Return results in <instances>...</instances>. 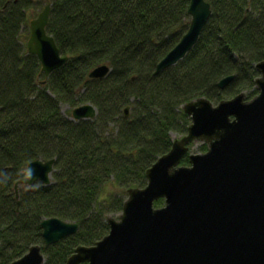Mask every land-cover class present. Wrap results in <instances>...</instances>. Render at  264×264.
<instances>
[{
  "label": "trees",
  "instance_id": "16d2710c",
  "mask_svg": "<svg viewBox=\"0 0 264 264\" xmlns=\"http://www.w3.org/2000/svg\"><path fill=\"white\" fill-rule=\"evenodd\" d=\"M205 1L211 15L194 48L154 76L188 29L190 0H0V264L37 245L44 264H65L77 247L93 246L109 232L106 218L121 213L126 191L145 187L172 135H186L183 105L257 95L264 0ZM48 2L46 32L68 61L45 78L26 42L29 21ZM102 65L106 78L90 79ZM84 104L96 109L93 120L73 122L60 110ZM52 159L51 184L20 187L16 200L26 166ZM180 165L188 166L187 156ZM50 218L77 224V233L45 248L41 223Z\"/></svg>",
  "mask_w": 264,
  "mask_h": 264
},
{
  "label": "water",
  "instance_id": "95a60500",
  "mask_svg": "<svg viewBox=\"0 0 264 264\" xmlns=\"http://www.w3.org/2000/svg\"><path fill=\"white\" fill-rule=\"evenodd\" d=\"M51 3L29 21L26 50L37 57L48 78L64 66L46 28ZM211 15L205 0H190L186 33L156 65L154 76L177 65L194 48ZM257 95L247 101L241 93L214 105L204 98L181 107L190 118L184 136L172 138L169 152L146 171L142 189L126 191L121 213L108 216V234L93 246H79L65 264H264V61L255 65ZM110 73L102 65L89 73L103 80ZM234 79H222L226 88ZM129 108L124 109L125 117ZM96 109L84 104L71 111V121L93 120ZM206 145L202 154L190 147ZM187 156L188 166H181ZM55 160L30 162L14 186L51 184ZM163 200L161 208H154ZM44 247L74 236L75 223L57 218L41 223ZM10 264H44L40 246Z\"/></svg>",
  "mask_w": 264,
  "mask_h": 264
},
{
  "label": "rangeland",
  "instance_id": "374dc122",
  "mask_svg": "<svg viewBox=\"0 0 264 264\" xmlns=\"http://www.w3.org/2000/svg\"><path fill=\"white\" fill-rule=\"evenodd\" d=\"M21 39L23 40V35L21 36ZM60 110H61V113H62V115L65 117V118H67V119H70L71 118V111L73 110V108H71L70 106H68V105H61L60 106ZM172 137L173 138H177L175 135H172ZM203 144H201V143H197V144H195L194 146H193V148H192V153H197V154H199V153H203V152H200L199 150H200V148H201V146H202ZM52 179V178H51ZM20 188V187H19ZM108 190H110L109 188H107V190L106 191H108ZM120 214V213H119ZM118 214V215H119ZM117 215H115V217H116Z\"/></svg>",
  "mask_w": 264,
  "mask_h": 264
}]
</instances>
